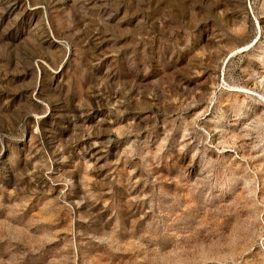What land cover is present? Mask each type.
Returning <instances> with one entry per match:
<instances>
[{
	"label": "rangeland",
	"instance_id": "obj_1",
	"mask_svg": "<svg viewBox=\"0 0 264 264\" xmlns=\"http://www.w3.org/2000/svg\"><path fill=\"white\" fill-rule=\"evenodd\" d=\"M0 264H264V0H0Z\"/></svg>",
	"mask_w": 264,
	"mask_h": 264
}]
</instances>
